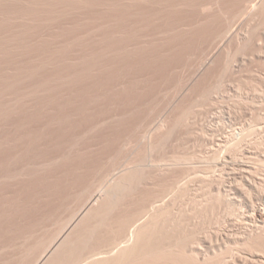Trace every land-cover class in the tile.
I'll return each mask as SVG.
<instances>
[{
	"label": "rangeland",
	"instance_id": "obj_1",
	"mask_svg": "<svg viewBox=\"0 0 264 264\" xmlns=\"http://www.w3.org/2000/svg\"><path fill=\"white\" fill-rule=\"evenodd\" d=\"M257 1L0 0V264H264Z\"/></svg>",
	"mask_w": 264,
	"mask_h": 264
},
{
	"label": "bare ground",
	"instance_id": "obj_2",
	"mask_svg": "<svg viewBox=\"0 0 264 264\" xmlns=\"http://www.w3.org/2000/svg\"><path fill=\"white\" fill-rule=\"evenodd\" d=\"M251 1H252V0H251ZM256 1H257V0H256ZM248 2H250V1H248ZM257 2H259V1H257ZM247 4H248V3H247ZM255 5H256V4H255ZM255 5H254V6H255ZM244 7H245V6H244ZM249 7H250V5H249ZM247 9H248V8H247ZM246 12H247V11H246ZM243 14H244V13H243ZM245 14H246V13H245ZM248 14H249V13H248ZM232 31H233V30H232ZM230 33H232V32H230ZM227 35H228V33H227ZM254 185H255V184H254ZM249 186H250V185H249ZM231 187H232V186H231ZM108 189H109V188H108ZM232 190H233V189H232ZM241 190H242V189H241ZM246 191H247V190H246ZM232 192H233V191H232ZM243 192H244V191H243ZM233 194H234V193H233ZM94 195H95V194H94ZM96 196H97V195H96ZM246 197H247V196H246ZM97 198H99V197H97ZM100 198H101V196H100ZM263 200H264V199H263ZM156 203H157V202H156ZM244 203H245V202H244ZM89 204H90V202H89ZM92 204H93V203H92ZM95 204H96V203H95ZM87 205H88V204H87ZM87 205H86V207H87ZM102 205H103V204H102ZM246 205H247V204H246ZM83 208H85V205L83 206ZM89 208H90V207H89ZM91 208H92V207H91ZM85 209H86V208H85ZM246 210L248 211V209H246ZM251 210H254V207H253V209H251ZM83 211H84V210H83ZM154 211H155V210H154ZM254 211H255V210H254ZM263 212H264V211H263ZM85 213H86V212H85ZM255 213H257V212H255ZM261 213H262V212H261ZM156 214H157V213H156ZM253 214H254V213H253ZM257 214H258V213H257ZM255 215H256V214H255ZM258 215H259V214H258ZM253 216H254V215H253ZM142 217H143V216H142ZM153 217H154V216H153ZM257 217H258V216H257ZM145 219H146V218H145ZM258 219H259V218H258ZM262 219H263V218H262ZM262 219H261V220H262ZM134 220H135V219H134ZM142 221H143V220H142ZM142 221H141L140 223H142ZM263 221H264V220H263ZM263 221H262V222H263ZM253 222H254V221H253ZM260 222H261V221H260ZM258 224H259V223H258ZM132 226H133V224H132ZM255 226H257V224H256ZM255 226H254V227H255ZM121 227H122V226H120V228H121ZM133 227H134V226H133ZM138 227H139V226H138ZM259 227H260V226H259ZM130 228H131V227H130ZM260 228H261V227H260ZM262 228H263V225H262ZM137 229H140V228H137ZM123 230H124V229H123ZM131 230H132V229H131ZM135 230H136V228H135ZM135 230H134V231H135ZM152 230H153V229H152ZM152 230H151V231H152ZM263 230H264V229H263ZM129 231H130V230H129ZM134 231H133V232H134ZM260 231H261V230H260ZM123 232L125 233V231H123ZM136 232H137V230H136ZM136 232H135V233H136ZM138 232H139V231H138ZM119 234H120V233H119ZM153 234H154V233H153ZM262 234H263V233H262ZM120 235H121V234H120ZM260 235H261V234H260ZM135 236H136V235H135ZM119 237H120V236H119ZM123 237H124V236H123ZM132 237H133V233H132ZM132 237H131V238H132ZM140 237H141V236H140ZM126 238H127V237H126ZM129 238H130V237H129ZM245 238H246V237H245ZM141 241H142V240H141ZM60 242H61V241H60ZM122 242H123V241H122ZM128 242H129V241H128ZM56 243H58V242H56ZM56 243H54V244H56ZM114 243H115V242H114ZM136 243H137V242H136ZM191 243H192V242H191ZM193 243H194V242H193ZM143 244H144V243H143ZM112 245H113V244H112ZM126 245H127V244H126ZM58 246H59V245H58ZM107 246H108V245H107ZM118 246H119V245H118ZM142 246H143V245H142ZM199 246H200V245H199ZM51 247H52V246H51ZM60 247H61V246H60ZM127 247H128V246H127ZM112 248H113V247H111V249H112ZM115 248H116V247H115ZM142 248H143V247H142ZM191 248H192V246H191ZM51 249H52V248H51ZM51 249H50V250H51ZM54 249H55V248H54ZM113 249H114V248H113ZM119 249H120V248H119ZM119 249H118V250H119ZM121 249H122V248H121ZM121 249H120V250H121ZM128 249H129V248H128ZM140 249H141V248H140ZM55 250H56V249H55ZM103 250H104V249H103ZM118 250H117V251H118ZM124 250H126V249H124ZM130 250H131V248H130ZM101 251H102V250H101ZM101 251H100V252H101ZM112 251H113V250H112ZM115 251H116V250H115ZM115 251H114V252H115ZM109 252H110V251H109ZM120 252H121V251H120ZM124 252H125V251H124ZM54 253H55V252H54ZM110 253H111V252H110ZM122 253H123V250H122ZM112 254H113V253H112ZM119 254H120V253H118V255H119ZM123 254H124V253H123ZM125 254H127V253H125ZM200 254H201V253H200ZM49 255H50V254H49ZM157 255H158V254H157ZM47 256H48V255H47ZM90 256H91V255H90ZM209 256H210V255H209ZM256 256H257V255H256ZM102 257H103V256H102ZM94 258H95V257H94ZM94 258H93V259H94ZM128 258H129V257H128ZM160 258H161V257H160ZM87 259H88V258H87ZM172 259H173V258H172ZM46 260H47V259H46ZM100 260H101V259H100ZM100 260H99V261H100ZM102 260H103V259H102ZM200 260H201V259H200ZM91 261H92V260H91ZM99 261H95V262L98 263ZM44 262H45V261H44ZM82 262L84 263V261H82ZM87 262H89V261L87 260ZM91 263H92V262H91ZM91 263H90V264H91ZM93 263H94V262H93ZM113 263H114V262H113ZM86 264H87V263H86ZM108 264H109V263H108ZM136 264H137V263H136ZM162 264H163V263H162Z\"/></svg>",
	"mask_w": 264,
	"mask_h": 264
}]
</instances>
